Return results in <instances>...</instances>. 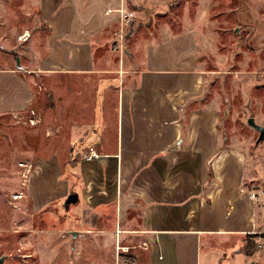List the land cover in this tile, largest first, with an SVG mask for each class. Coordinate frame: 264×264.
I'll use <instances>...</instances> for the list:
<instances>
[{"label":"crops","instance_id":"obj_1","mask_svg":"<svg viewBox=\"0 0 264 264\" xmlns=\"http://www.w3.org/2000/svg\"><path fill=\"white\" fill-rule=\"evenodd\" d=\"M159 2L38 0L45 38H24L26 30L8 40L25 50L13 66H0V112L33 104L30 76L89 81L97 114L111 93L115 113L104 120L111 126L96 120L90 134L98 155L92 175L111 173L118 229L139 212V224L120 233L142 237L145 262L219 264L228 254L227 264H264L259 245L249 254L242 247L247 233H264V203L246 185L256 183L254 164L239 133L220 129L219 103L206 92L208 70L197 65L196 32L161 27ZM120 4L133 13L123 24Z\"/></svg>","mask_w":264,"mask_h":264},{"label":"rangeland","instance_id":"obj_2","mask_svg":"<svg viewBox=\"0 0 264 264\" xmlns=\"http://www.w3.org/2000/svg\"><path fill=\"white\" fill-rule=\"evenodd\" d=\"M159 1L161 27L196 32L197 65L208 70L206 92L219 103L220 129L239 133L256 174V183L246 185L264 192V134L247 124L253 117L264 128V0ZM38 6V0H0V66H13L25 50L9 39L26 30L24 38H45ZM88 83L71 75L30 76L34 102L17 111L33 109L39 122L18 123L16 110L0 112L1 264H148L142 237L118 232L111 173L92 175L91 130L96 120L105 126L112 118L115 101L106 94L97 114ZM73 192L77 202L66 204ZM138 224L139 212H130L119 229ZM253 240L264 249V233Z\"/></svg>","mask_w":264,"mask_h":264},{"label":"built area","instance_id":"obj_3","mask_svg":"<svg viewBox=\"0 0 264 264\" xmlns=\"http://www.w3.org/2000/svg\"><path fill=\"white\" fill-rule=\"evenodd\" d=\"M118 12L120 13V17H121V21L123 24V22H129L132 17H133V13L131 11H124L123 5L118 8ZM122 27L120 28V33H122ZM25 37V36H24ZM122 40V38H121ZM111 48H116V44H111L110 45ZM117 48L119 50V52H122V42H118L117 43ZM19 110V109H17ZM14 114L15 118H16V122L18 123H23L26 125H35L37 122H39L38 117L35 116V112L33 109H29V110H25L22 113L20 111H17ZM90 156L89 157H98V155L95 153L93 147L90 149ZM250 197L256 201V202H261L264 203V192L263 191H250Z\"/></svg>","mask_w":264,"mask_h":264},{"label":"water","instance_id":"obj_4","mask_svg":"<svg viewBox=\"0 0 264 264\" xmlns=\"http://www.w3.org/2000/svg\"><path fill=\"white\" fill-rule=\"evenodd\" d=\"M247 124L251 127H253L254 129H256L257 131H259L260 133V136L262 137V135L264 134V128L260 125V124H257L255 121H254V118L253 117H249L247 119ZM78 200V194L76 192H73V193H69L65 199V203L66 204H70V203H75L77 202ZM2 262V258H0V264ZM249 264H256L255 262H250Z\"/></svg>","mask_w":264,"mask_h":264},{"label":"trees","instance_id":"obj_5","mask_svg":"<svg viewBox=\"0 0 264 264\" xmlns=\"http://www.w3.org/2000/svg\"><path fill=\"white\" fill-rule=\"evenodd\" d=\"M257 233H247L246 236L243 239V251L246 254H249L253 248L255 247V242L253 240L254 237H256ZM229 258L228 254H224V256L219 260V264H227V260Z\"/></svg>","mask_w":264,"mask_h":264},{"label":"bare ground","instance_id":"obj_6","mask_svg":"<svg viewBox=\"0 0 264 264\" xmlns=\"http://www.w3.org/2000/svg\"><path fill=\"white\" fill-rule=\"evenodd\" d=\"M26 34H28V32H26ZM17 196V195H16ZM118 232H120V229H118Z\"/></svg>","mask_w":264,"mask_h":264},{"label":"flooded vegetation","instance_id":"obj_7","mask_svg":"<svg viewBox=\"0 0 264 264\" xmlns=\"http://www.w3.org/2000/svg\"><path fill=\"white\" fill-rule=\"evenodd\" d=\"M24 164H27V163H24Z\"/></svg>","mask_w":264,"mask_h":264}]
</instances>
